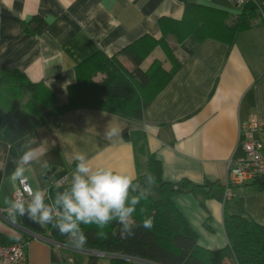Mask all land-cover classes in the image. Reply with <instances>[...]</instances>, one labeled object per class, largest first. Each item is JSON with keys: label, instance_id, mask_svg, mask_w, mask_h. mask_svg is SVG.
Wrapping results in <instances>:
<instances>
[{"label": "crops", "instance_id": "0c3cea01", "mask_svg": "<svg viewBox=\"0 0 264 264\" xmlns=\"http://www.w3.org/2000/svg\"><path fill=\"white\" fill-rule=\"evenodd\" d=\"M185 2L227 9L232 17L237 13L233 0H0V72L18 70L24 76L21 80L7 77L1 83L0 207L7 208L5 199H13L19 181L13 185L10 176L27 150L25 145L37 150L31 170L25 173L27 181L32 189H43L48 202L55 198L54 182L65 179L61 187L70 184L76 164L69 160L77 151L86 153L94 167L131 173L135 182L146 186L147 155L124 138L141 132L147 152L161 164L164 181L215 183L203 206L191 193L174 196L173 203L196 232L201 247L217 250L226 245L222 217L227 163L244 155L240 125L264 121L260 15L231 45L204 39L185 56L140 120L94 108L54 113L68 101L77 66L96 55H118L144 35L159 37V20L180 19ZM154 53L143 60L147 64L142 69L159 59ZM27 83L39 86L35 95L30 89L18 92ZM110 124L122 132L107 140L104 132ZM45 161L47 168L41 166ZM52 168L50 178L43 179ZM259 182L264 184V173ZM229 206V212L238 209L264 225V187L240 188ZM15 222L55 241L43 242L0 220V242L23 244L20 264H87V254L56 244L68 243V238L51 224L42 227L27 216H17Z\"/></svg>", "mask_w": 264, "mask_h": 264}, {"label": "trees", "instance_id": "16d2710c", "mask_svg": "<svg viewBox=\"0 0 264 264\" xmlns=\"http://www.w3.org/2000/svg\"><path fill=\"white\" fill-rule=\"evenodd\" d=\"M259 6L264 7V0H245L235 8L237 13L232 17L227 9L185 2L180 19L163 17L159 20V37L144 35L120 52L130 69L117 60L120 54L112 57L96 55L77 66V80L68 88V101L54 109V113L94 108L129 119H142L144 109L169 82L185 58L173 60L165 42L169 34L190 40L192 48L186 55L206 38L231 45L236 35L249 28L252 19L260 15ZM156 46H161L168 54L170 68L164 69L161 61L154 59L148 68L142 69L143 60ZM7 77L24 79L18 70H2L0 88ZM21 87L23 89H19V93L30 89L35 95L39 86L27 83ZM1 89L0 92H4ZM124 138L130 140L140 153H146V175L155 177L151 190L157 197L149 194L147 199H141L133 217L136 224L134 234L127 238L121 236L122 226L118 221L103 229L82 225L87 238L82 246L84 249L107 254L110 264H264V225L245 217L238 209L234 213L229 212V201L223 203L222 217L226 245L217 250L201 247L196 232L174 205L173 197L191 193L203 206L215 183L197 184L184 179L178 185L164 181L160 162L145 148L144 134L132 132L125 134ZM249 186L260 190L264 184L256 178L244 187ZM149 217L153 220V227L145 229L142 222ZM87 264H100L99 256L87 254Z\"/></svg>", "mask_w": 264, "mask_h": 264}, {"label": "clouds", "instance_id": "9594fccd", "mask_svg": "<svg viewBox=\"0 0 264 264\" xmlns=\"http://www.w3.org/2000/svg\"><path fill=\"white\" fill-rule=\"evenodd\" d=\"M106 115V114H105ZM118 125H109L104 132L105 139L112 140L121 135ZM26 151L11 174L13 185L23 183L28 177L31 162L36 158L37 150L25 145ZM75 162V170L67 187L57 184L54 200L48 202L46 192L39 187L28 190V198L5 199L9 218L15 222L17 216H27L40 226L51 224L61 235L68 238V244L82 247L87 242L82 225H95L99 229L118 221L122 226L121 236L127 238L134 234L136 227L133 219L136 206L141 199H147L155 177L147 174V188L135 182L131 173L121 172L112 167H94L87 154L75 152L69 163ZM47 168V162L41 165ZM133 193H138L133 195ZM142 227L151 229L152 218L143 220Z\"/></svg>", "mask_w": 264, "mask_h": 264}, {"label": "built area", "instance_id": "2783aa9c", "mask_svg": "<svg viewBox=\"0 0 264 264\" xmlns=\"http://www.w3.org/2000/svg\"><path fill=\"white\" fill-rule=\"evenodd\" d=\"M236 6H241L245 0H233ZM260 17L264 22V7L259 6ZM241 144L244 155L239 158H231L227 163V178L223 190L224 201H230L237 197L239 189L243 188L256 178H259L264 173V153L263 140L264 137V121L250 120L249 122L240 125ZM61 186L66 183V180H59L52 185ZM31 188L26 180L19 182L13 192V199L28 198V190ZM32 189V188H31ZM0 220L5 221L18 230L23 231L30 236L39 239L46 243H54L55 241L45 235L36 234L24 228L21 224L13 222L7 212V208L0 207ZM58 246L72 247L68 243L56 242ZM23 244L22 243H2L0 242V264H20L23 261ZM79 251L85 254H94L98 256L108 257L107 254L99 251H90L84 248H78ZM110 257V256H109Z\"/></svg>", "mask_w": 264, "mask_h": 264}, {"label": "rangeland", "instance_id": "374dc122", "mask_svg": "<svg viewBox=\"0 0 264 264\" xmlns=\"http://www.w3.org/2000/svg\"><path fill=\"white\" fill-rule=\"evenodd\" d=\"M165 42L167 44V50L170 52L169 54H172V58L175 61H179L183 59L192 48L191 42L188 38L179 39L178 37L172 34H169L166 37ZM153 50L155 51L154 56L159 57V60L161 61L163 68L169 69L171 62L165 50L161 46H156ZM117 60L122 64V66L129 69L131 68V66L129 65L128 61L125 59L123 54L118 55ZM146 64L147 61H144L141 66L145 67ZM150 194L154 197H157L156 193L151 189H150ZM99 262L101 264H110L109 259L104 256H99Z\"/></svg>", "mask_w": 264, "mask_h": 264}, {"label": "water", "instance_id": "95a60500", "mask_svg": "<svg viewBox=\"0 0 264 264\" xmlns=\"http://www.w3.org/2000/svg\"><path fill=\"white\" fill-rule=\"evenodd\" d=\"M53 171H54L53 168H52L50 171H47V172L42 176V178L48 180V179L50 178V176H51V174H52ZM66 187H67V186H66ZM56 192H57V188H55L54 191H53V193H54V197H55V195H56Z\"/></svg>", "mask_w": 264, "mask_h": 264}]
</instances>
